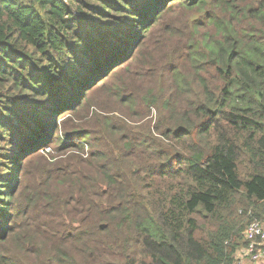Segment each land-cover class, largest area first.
I'll return each mask as SVG.
<instances>
[{
  "label": "trees",
  "instance_id": "16d2710c",
  "mask_svg": "<svg viewBox=\"0 0 264 264\" xmlns=\"http://www.w3.org/2000/svg\"><path fill=\"white\" fill-rule=\"evenodd\" d=\"M170 6L214 11L124 77L100 134L62 142L40 218L14 212L25 161L61 141L49 118L128 67ZM0 143V264H235L227 216L264 222V0H0Z\"/></svg>",
  "mask_w": 264,
  "mask_h": 264
},
{
  "label": "rangeland",
  "instance_id": "374dc122",
  "mask_svg": "<svg viewBox=\"0 0 264 264\" xmlns=\"http://www.w3.org/2000/svg\"><path fill=\"white\" fill-rule=\"evenodd\" d=\"M247 2H251L254 0H246ZM171 7V13L166 16V18L159 22L158 27L156 28L157 32L155 34H152L147 39L145 45L142 47V49L137 53V56L134 57L131 64L124 68L123 70L119 71L117 75L110 78L107 82L101 84L99 83L97 85V88L93 90V92L88 96L89 100L87 101V98L83 99L82 105L83 107L80 108L76 113L69 114V113H63L59 115L58 117L55 116L53 119L49 118L48 125L54 124L53 128H57V134L54 135V140H61L59 142H56L53 145L52 150H48L47 155L37 156L31 159L30 161H25L23 170L21 173V176L24 174L26 175V181L24 182V185L21 186L20 193L17 199V204L14 206V212L18 209L21 214H28L33 219L40 218L39 214V205H35V199L40 201L42 196L44 195V192L47 187V181L46 178L38 179L37 178V172L41 171L42 169L46 168L48 164H51L55 161L53 157H55L58 153V151L62 148V145L64 140H70L68 142L69 146H74L75 144H78V140L81 139L84 135H89L93 133L100 134L105 129V116L107 114L100 112L99 108H105L109 105V100L107 99L110 94H118V90L125 91L130 90L132 91L133 84L128 83L124 84L123 79L126 75H128L131 71L135 69L137 65L139 66H146V61L148 58H152L154 54H158V49L160 47H165L166 40L173 37L178 36L180 38L185 37L188 32H190V23H193L196 20L201 19L205 16V14H208V12L214 11V7L208 6L201 9H198L194 13H187L181 9H174ZM166 21V22H165ZM169 21H172V31L171 34L168 37H165L163 35L164 30L166 26L170 25ZM199 22V21H198ZM204 25L203 30L201 31V23H200V32L194 34L199 37L201 33L207 32V34H213L214 31L212 27H210L209 22L202 23ZM166 25V26H165ZM251 26H256L255 24H252ZM185 27V28H184ZM101 84V85H100ZM135 85H137V82H134ZM147 92L150 91L149 89L146 90ZM126 93L129 91H125ZM125 96H128L126 94ZM86 103H85V102ZM155 111H152V115L154 116ZM119 119H123V117L117 115ZM152 117V116H151ZM151 117L145 118L144 121L150 124ZM154 120V119H153ZM131 126L135 128L140 127L139 123H133ZM94 136L89 137L88 140H92ZM61 142V143H60ZM6 146L2 143H0V153L4 151ZM56 149V151H54ZM89 148L85 147V154L88 153ZM53 156V157H51ZM58 157L57 159H59ZM52 169L55 172H58V169L55 167V164H52ZM24 181V180H23ZM23 183V182H22ZM23 187V188H22ZM22 191V193H21ZM0 198H3L0 196ZM34 199V206L30 205L31 200ZM239 208V207H238ZM245 208H241L237 211H232V214L228 217V223H230L232 226H235L238 230L241 232V237L244 236V233L246 231L247 226L253 221L251 219L252 212H248L247 215H245L241 210ZM248 210H253V208H247ZM254 212V211H253ZM209 221H204L201 216V227H204L205 223H209ZM262 222V221H261ZM264 224V222H263ZM16 225V224H15ZM14 225V226H15ZM19 225V223H17ZM210 230L218 231L219 227L216 226L214 228H211L209 226ZM203 235L205 236L204 231ZM236 253V261L235 264H242V254L241 252Z\"/></svg>",
  "mask_w": 264,
  "mask_h": 264
},
{
  "label": "built area",
  "instance_id": "2783aa9c",
  "mask_svg": "<svg viewBox=\"0 0 264 264\" xmlns=\"http://www.w3.org/2000/svg\"><path fill=\"white\" fill-rule=\"evenodd\" d=\"M247 245L242 248L241 258H247L254 264L264 261V224L259 221L252 222L244 233Z\"/></svg>",
  "mask_w": 264,
  "mask_h": 264
},
{
  "label": "crops",
  "instance_id": "0c3cea01",
  "mask_svg": "<svg viewBox=\"0 0 264 264\" xmlns=\"http://www.w3.org/2000/svg\"><path fill=\"white\" fill-rule=\"evenodd\" d=\"M242 264H254V263L250 262L247 258H243ZM260 264H264V261L261 262Z\"/></svg>",
  "mask_w": 264,
  "mask_h": 264
}]
</instances>
